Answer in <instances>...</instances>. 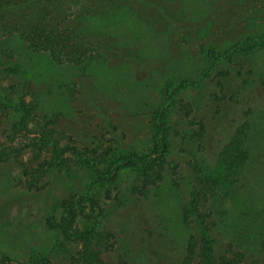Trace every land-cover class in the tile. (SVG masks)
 <instances>
[{
    "label": "rangeland",
    "instance_id": "1",
    "mask_svg": "<svg viewBox=\"0 0 264 264\" xmlns=\"http://www.w3.org/2000/svg\"><path fill=\"white\" fill-rule=\"evenodd\" d=\"M30 1L21 0L17 13L29 15ZM40 1L46 24L76 34L90 61L59 64L11 29L0 34V72L18 71L0 73V254L10 264H83L79 248L53 226L66 201L90 214L83 197L91 193L104 207L96 210L100 230L112 233L102 236L105 264H122L124 242L143 252L145 264L182 263L183 199L202 166L221 175L219 151L249 120L251 158L235 177L227 221L236 251L248 253L238 263L258 255L264 264V45L229 58L210 55L264 36V0ZM172 85L183 89L170 113L169 154L149 177L127 167L98 189L97 171L114 154L143 157L153 149ZM55 144L69 158L65 167L53 166ZM219 239L224 252L232 239Z\"/></svg>",
    "mask_w": 264,
    "mask_h": 264
},
{
    "label": "trees",
    "instance_id": "2",
    "mask_svg": "<svg viewBox=\"0 0 264 264\" xmlns=\"http://www.w3.org/2000/svg\"><path fill=\"white\" fill-rule=\"evenodd\" d=\"M21 0H0V34L8 29L12 30L13 35H17L32 50L49 54L54 61L59 64L66 62H76L78 64L90 61L88 56L89 49H84L80 44V39L72 32L60 30L58 26L50 27L43 18L45 6L40 0H31L27 6L29 15L17 13ZM28 13V12H27ZM25 16V17H24ZM76 40L78 42H76ZM264 45V36L252 37L244 43L236 44L229 49L224 55L217 53L215 50L210 51L214 60L229 58L233 53H240L257 46ZM2 51H0V55ZM0 73H11L17 76L18 71L12 67H7ZM183 89V86H168L164 94L167 96L164 100V108L158 114L155 124L154 147L143 157L137 154L117 155L114 154L108 161L106 169L97 171L95 185L98 189H104L107 183L118 180L121 172L127 167L136 166L139 173L145 176H151V171L155 163L169 154L171 151L170 138L173 132V122L170 113L176 105L175 97L177 91ZM0 95V100H1ZM26 118L23 117V122ZM251 125L249 120H245L235 128L232 135L223 145L218 153L217 160L222 167L221 175L208 167L202 166V176L196 177L195 186L191 185L188 200H184L182 206V216L177 224L178 230L185 234L184 259L180 264H191L192 259L197 257V264H239L238 262L245 258V252L236 251L234 245H237V239L231 235L228 229L229 212L227 203H231L235 198L234 191L237 183L236 176L243 173L250 161L251 154ZM55 160L57 163L53 166L65 167L69 158L64 156V151L55 144L53 147ZM199 160V159H198ZM87 165V163H86ZM92 171L93 167H88ZM144 172H143V171ZM159 183L165 181V175L157 173ZM239 179V178H238ZM174 184V179H171ZM173 186V185H172ZM154 185V189H160ZM155 189V190H156ZM90 207V214L85 213L84 206L77 210L73 203L66 201L63 205V213L57 219L54 230L57 231L62 241L67 242L70 246L74 243L79 248L78 256L83 264H105L102 255L104 245H102L103 234L111 236V232L105 233L100 230L103 224L101 213L96 214V210H103L101 201L93 198V195L83 197ZM85 203V202H84ZM80 219V221H78ZM83 225L82 227L77 224ZM175 236V233H170ZM232 239L227 250L221 251V236ZM114 237V234L112 235ZM112 237V238H113ZM120 256L122 264H145V260L140 256L141 250L136 248L133 243L130 245L124 242L120 247ZM252 253L253 250H249ZM143 253V252H142ZM231 256L233 259L228 258ZM261 257H257L250 264H261ZM42 262H44L42 260ZM11 258L7 255L0 254V264H10ZM29 264H40L30 262Z\"/></svg>",
    "mask_w": 264,
    "mask_h": 264
}]
</instances>
